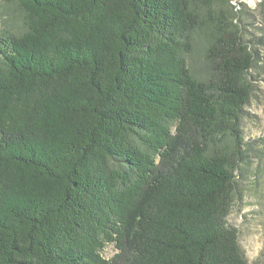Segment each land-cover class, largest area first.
<instances>
[{"label": "trees", "instance_id": "obj_1", "mask_svg": "<svg viewBox=\"0 0 264 264\" xmlns=\"http://www.w3.org/2000/svg\"><path fill=\"white\" fill-rule=\"evenodd\" d=\"M232 2L0 0V264H248Z\"/></svg>", "mask_w": 264, "mask_h": 264}, {"label": "rangeland", "instance_id": "obj_2", "mask_svg": "<svg viewBox=\"0 0 264 264\" xmlns=\"http://www.w3.org/2000/svg\"><path fill=\"white\" fill-rule=\"evenodd\" d=\"M262 2L233 0L231 9L233 21L240 23L243 36L255 53L254 66L249 71L252 89L242 120L245 150L249 158L236 173V193L227 217V222L239 232V244L248 264H264V16L260 14ZM113 255L114 249L107 248L105 256Z\"/></svg>", "mask_w": 264, "mask_h": 264}, {"label": "water", "instance_id": "obj_3", "mask_svg": "<svg viewBox=\"0 0 264 264\" xmlns=\"http://www.w3.org/2000/svg\"><path fill=\"white\" fill-rule=\"evenodd\" d=\"M250 3H257V2H262L263 0H245Z\"/></svg>", "mask_w": 264, "mask_h": 264}]
</instances>
